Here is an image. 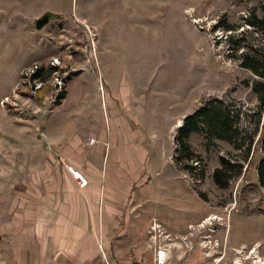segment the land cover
Listing matches in <instances>:
<instances>
[{
	"label": "rangeland",
	"instance_id": "rangeland-1",
	"mask_svg": "<svg viewBox=\"0 0 264 264\" xmlns=\"http://www.w3.org/2000/svg\"><path fill=\"white\" fill-rule=\"evenodd\" d=\"M263 4L0 0V264H20L25 239L50 227L36 218L54 200V121L96 134L113 117L145 149L156 199L172 202L154 208L168 214L169 240L143 217L131 250L170 244L156 264H264V187L245 171L261 152L264 106L239 67L242 52L264 48ZM45 13L54 18L37 31ZM205 103L228 112L239 149L201 128L180 151L184 118Z\"/></svg>",
	"mask_w": 264,
	"mask_h": 264
},
{
	"label": "crops",
	"instance_id": "crops-1",
	"mask_svg": "<svg viewBox=\"0 0 264 264\" xmlns=\"http://www.w3.org/2000/svg\"><path fill=\"white\" fill-rule=\"evenodd\" d=\"M111 119L96 134L71 120L54 121V200L47 207L50 214L36 218L50 227H40L41 231L25 239L28 242L22 246L33 249L20 253V264H156L161 253L168 256V243L156 250L160 251L158 258L146 248L130 249L141 241L137 233L143 231V217L150 216L152 231L156 234L159 227V238L169 240L168 214L155 213L154 208L157 203L167 207L172 202L156 199L157 190L146 177L153 170L140 168L145 149L128 136L117 117ZM66 165L83 173L87 188L76 187ZM141 176L144 182L140 183ZM167 232L169 236L164 235ZM147 252L154 258L150 262Z\"/></svg>",
	"mask_w": 264,
	"mask_h": 264
},
{
	"label": "trees",
	"instance_id": "trees-1",
	"mask_svg": "<svg viewBox=\"0 0 264 264\" xmlns=\"http://www.w3.org/2000/svg\"><path fill=\"white\" fill-rule=\"evenodd\" d=\"M262 10L263 15L259 20V23L264 26V4ZM239 67L250 71L257 77L253 90L258 94L261 106H264V48L261 47L253 49L251 47L245 52H242L239 57ZM35 75H33L34 78ZM63 97L64 93L59 95L58 100H62ZM201 128L204 129L210 137L223 140L228 143H235L236 147L238 149L240 148V144L237 142V128L231 121L228 112L222 111L220 108L205 103L191 115L184 118L183 124L179 128L178 135L176 137V142L181 148L180 151L187 148L186 141L189 136L192 133L199 131ZM257 142L260 145L261 152L259 155L255 152L251 155L245 171L247 172L249 169H254L258 185L264 187V129ZM184 158L186 161H189V159L192 160L190 158V153L187 156H184ZM182 159V157H179L178 161ZM220 162L222 166L227 164L226 160L223 158H221ZM219 173L220 169L217 168L214 172V181L220 187H224V183H222L219 179Z\"/></svg>",
	"mask_w": 264,
	"mask_h": 264
},
{
	"label": "built area",
	"instance_id": "built-area-1",
	"mask_svg": "<svg viewBox=\"0 0 264 264\" xmlns=\"http://www.w3.org/2000/svg\"><path fill=\"white\" fill-rule=\"evenodd\" d=\"M93 142V141H90ZM65 170L70 176V178L75 182L76 187L80 190L87 188L88 179L83 175V173L77 170L75 167L71 165H66ZM160 253V251H159ZM102 264H108L107 262H103Z\"/></svg>",
	"mask_w": 264,
	"mask_h": 264
},
{
	"label": "water",
	"instance_id": "water-1",
	"mask_svg": "<svg viewBox=\"0 0 264 264\" xmlns=\"http://www.w3.org/2000/svg\"><path fill=\"white\" fill-rule=\"evenodd\" d=\"M54 18V15L50 13H45L41 17L37 18L35 21V29L37 31L41 30L50 20Z\"/></svg>",
	"mask_w": 264,
	"mask_h": 264
},
{
	"label": "bare ground",
	"instance_id": "bare-ground-1",
	"mask_svg": "<svg viewBox=\"0 0 264 264\" xmlns=\"http://www.w3.org/2000/svg\"><path fill=\"white\" fill-rule=\"evenodd\" d=\"M208 220H211V219H208ZM251 254H253V255L256 254L255 249L251 252ZM156 258H158V256ZM163 259H164V255L163 254H160L159 260H160L161 263H162ZM255 263H256V261H255Z\"/></svg>",
	"mask_w": 264,
	"mask_h": 264
}]
</instances>
